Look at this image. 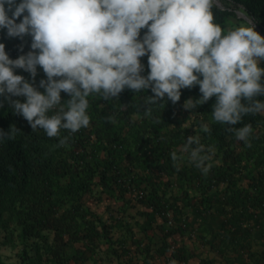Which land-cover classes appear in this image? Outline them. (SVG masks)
Here are the masks:
<instances>
[{
    "label": "trees",
    "instance_id": "1",
    "mask_svg": "<svg viewBox=\"0 0 264 264\" xmlns=\"http://www.w3.org/2000/svg\"><path fill=\"white\" fill-rule=\"evenodd\" d=\"M229 1L242 6L255 29L264 36V0H215V19L222 26L227 16L235 15L226 5ZM144 31L146 28L141 29V36ZM0 42L14 59L30 50L31 37L26 34L21 40L0 30ZM141 61L146 75L147 55ZM37 69L34 83L39 87V80L46 77L40 66ZM15 71L32 80L23 69ZM188 93L194 99L201 95L198 85L182 88L177 102L166 100L149 105L150 115L145 111V97L153 95L150 88L145 93H134L125 87L118 97L108 100L93 94L88 98L89 126L75 133L61 129L60 137L51 138L42 129L33 130L5 101L0 106V129L7 131L14 125L19 131L15 139L0 143V207L7 201H22L33 193L40 200L34 211L46 212L48 217L51 207L59 210V215L52 218L57 233L54 243L61 247L65 257L55 259L57 252L53 254L57 263L83 258L103 260L98 256L100 253L117 260H134L136 255L141 260L139 264H153L154 255L167 252L170 260H183L189 255L183 246L167 243L166 239L152 246L148 231L153 227L162 232L163 238L181 235L189 227V232L208 234L212 243L237 244L247 239V252L253 238L260 248L257 254L248 255L254 260H264V171L261 170L264 167V112L247 114L229 126L212 119L214 96L197 105L210 127L207 133L202 128L198 130L201 142L216 148L215 154L235 137L234 131L228 129L244 123H251L253 133L260 140L250 166L243 164L238 167L240 170L234 169L232 166L243 158L239 156L233 157L232 164L226 162L222 167L212 163L208 174H202L194 164L178 162L184 142L174 123L180 100ZM61 97L67 99L68 94L62 90ZM16 98L24 99L13 97ZM110 116L113 119L109 120ZM64 137L67 139L61 144L60 139ZM173 152L177 154L176 159ZM241 153L245 157L254 155V147L244 146ZM225 159L229 158L225 156ZM219 183L225 186L219 189ZM103 195L110 202L104 210L96 212L93 207L101 205ZM74 242L81 246L75 248ZM239 251L236 260H243ZM0 264L14 263L0 260Z\"/></svg>",
    "mask_w": 264,
    "mask_h": 264
},
{
    "label": "clouds",
    "instance_id": "2",
    "mask_svg": "<svg viewBox=\"0 0 264 264\" xmlns=\"http://www.w3.org/2000/svg\"><path fill=\"white\" fill-rule=\"evenodd\" d=\"M214 5L215 0H0V30L21 40L31 37L30 50L14 59L0 42V106L7 101L12 112L50 138L60 137L61 129L75 133L88 127V98L113 99L125 87L134 93L151 89L147 115L149 105L175 103L182 88L194 85L201 95L187 98L183 107L214 96L212 119L220 124L233 126L247 114L264 112V36L244 12V22L222 26ZM37 66L46 77L39 87ZM201 127L210 131L206 123ZM228 130L251 147V123ZM17 131L14 125L0 129V143L15 139ZM181 151L202 174L212 168L214 149L199 134L187 136Z\"/></svg>",
    "mask_w": 264,
    "mask_h": 264
},
{
    "label": "rangeland",
    "instance_id": "3",
    "mask_svg": "<svg viewBox=\"0 0 264 264\" xmlns=\"http://www.w3.org/2000/svg\"><path fill=\"white\" fill-rule=\"evenodd\" d=\"M226 5L229 6L234 11L235 15L234 16L230 15L226 17L224 27H230L233 26L234 24L244 22L242 17L240 16L241 12H244L245 15H247L250 18V16L245 12L242 6L237 5L232 1L227 2ZM187 98L194 99V96L188 93L186 94V97L184 99L180 100V104H181L180 111L177 114V120L174 123L177 126L176 129L179 128L181 140L183 142L184 139H186L187 136L189 135H194L195 133L200 135L198 130L202 128L201 127L202 124H205L207 122L205 116L200 113L198 106H195L192 109H185L183 107V103ZM253 134L250 137V139H251V146L254 147V153H255L254 155H248L247 157H245L244 154H242L241 152L243 151V147L247 145L243 141H238L236 137H234L233 139L229 140L223 146V148L220 151H218L217 154H215L216 148L212 147L214 149L212 163L217 167H222L226 162H231L232 164L233 157L242 156L243 158L240 159L241 162L234 164V166L232 167L236 169L243 164L244 166L246 165L250 166L251 163L253 162L254 156L257 154L256 153L257 148L260 145L259 137L257 138L256 137L257 135L255 133ZM180 147L181 146L179 145L178 148ZM228 155L230 157H228ZM225 156L229 159H225ZM247 161L249 164L247 163ZM178 162L179 164L182 163L185 164V162H189L187 158V154L181 152L180 159ZM238 169L240 170L241 168ZM261 170L264 171V167H262ZM234 177H236V175H233V178ZM239 184L244 185V182L243 183L239 182ZM224 186H225L224 183L218 184L219 189L221 187L223 188ZM214 189L215 187H212V190ZM250 191L253 192L252 188L250 189ZM86 197L89 198V196ZM86 197H85V201L90 203V200L86 199ZM102 197L104 199L101 200L100 202L101 205L100 206L96 205L99 206L98 208L93 207V209L96 210V212L104 210L106 204L110 202L109 199L106 198L104 195ZM36 198L37 196L33 197V193H31L29 197L24 198L22 201L16 200L11 203L7 201L0 207V260L1 261L11 262L14 264H30V263H25V261L50 260V258H53L52 255L55 254L56 252H57L56 256L58 257L60 256L61 258L65 257V255L62 254V252H60L61 247L54 243L56 242L55 240L57 239L56 238L57 233H55V230L52 226V218L59 215L58 213L59 210H54L53 207H51L50 216L48 217L46 216V212L40 213L38 210L34 211V208H37V205H39L40 203V200L37 201ZM130 210L131 209H129L128 211ZM47 212H49V210ZM39 215L42 216L43 218L42 219L37 218ZM188 228L189 227H186L187 230H185L183 233L185 234L189 233ZM161 234H162L161 231H157L156 236L154 238L155 239L159 238ZM195 236L200 237L203 235L196 233ZM64 239H67V236H64ZM161 240L162 239H160L159 242H161ZM166 241L167 243H175L177 242V237L169 236L167 237ZM220 244L218 243V247L226 248L223 249V251H225V253L228 254L226 258L225 255L220 254L219 257L221 259L232 260L230 256L231 255L234 256V254H237L239 250H242V253L240 255H242L243 260L253 259L248 255L249 249L247 252V247H248L247 239L241 240V242L237 244H233L226 241H224L223 243L222 241H220ZM133 248L134 247H132V249ZM62 260H66V258Z\"/></svg>",
    "mask_w": 264,
    "mask_h": 264
},
{
    "label": "crops",
    "instance_id": "4",
    "mask_svg": "<svg viewBox=\"0 0 264 264\" xmlns=\"http://www.w3.org/2000/svg\"><path fill=\"white\" fill-rule=\"evenodd\" d=\"M104 199V198H103ZM117 205L118 202H111ZM112 210V209H111ZM131 211V210H130ZM107 215V214H106ZM115 215V213H114ZM157 231H159L156 228H152L148 231V234L150 235L151 239L153 240L152 246H158L160 244V239H167L163 238V234L160 235L159 238H154L156 236ZM196 233L200 234L199 232L193 230L189 233H183L181 235L175 234L174 236L177 237V246H183L186 253H189V255L183 259V260H175V259H168L167 256L169 255V252L161 255H154V258L152 260L153 264H170L171 261H175L176 264H261L264 262V260H236L238 257V254H234V256H230L232 260H225L221 259L219 256L220 254L228 256L223 249L226 248H219L218 243H212L210 241V236L208 234H202L203 236L197 237L195 236ZM138 236H141L140 233H137ZM190 237V239H189ZM195 239V240H194ZM251 240V246L249 248L250 254H257L258 248L260 246L257 244L255 239L250 238ZM218 242V240H217ZM73 246L76 248L81 246V243L74 242ZM65 248V247H64ZM135 248V245H134ZM239 253H242V251H239ZM87 255V253H86ZM98 256H100L103 260H91V259H84L83 260H66L62 263H57L55 260L56 258H50V260H28L25 261V263L30 264H139L141 260H139V256L134 255V260H117L115 257L110 255V258L106 257L103 253H100ZM244 256V255H243ZM24 263V261H23Z\"/></svg>",
    "mask_w": 264,
    "mask_h": 264
}]
</instances>
